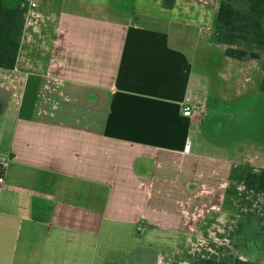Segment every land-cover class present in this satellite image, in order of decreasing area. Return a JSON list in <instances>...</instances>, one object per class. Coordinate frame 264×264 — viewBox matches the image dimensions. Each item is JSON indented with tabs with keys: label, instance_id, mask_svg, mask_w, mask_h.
I'll return each instance as SVG.
<instances>
[{
	"label": "crops",
	"instance_id": "1",
	"mask_svg": "<svg viewBox=\"0 0 264 264\" xmlns=\"http://www.w3.org/2000/svg\"><path fill=\"white\" fill-rule=\"evenodd\" d=\"M52 14L48 28L23 30L15 67L1 70L10 81H0V118L13 98L17 114L0 185V206L5 196L11 206L0 215L15 221L17 242L26 240L23 256L54 264L65 253L67 264H82L95 214L171 230L205 216L199 201L224 196L235 164L197 151L198 125L211 111L187 30L172 35L104 13ZM29 74L41 83L27 120L18 110Z\"/></svg>",
	"mask_w": 264,
	"mask_h": 264
},
{
	"label": "rangeland",
	"instance_id": "2",
	"mask_svg": "<svg viewBox=\"0 0 264 264\" xmlns=\"http://www.w3.org/2000/svg\"><path fill=\"white\" fill-rule=\"evenodd\" d=\"M34 1V14H39L38 18L42 19L34 23L33 17H27L24 29L32 33H37L33 29H39V24L42 29L49 27V19L45 17L51 18L54 15L52 12L99 16L104 13L123 21H134L140 25L167 30L172 35L187 30L185 36L192 51L190 57L194 70L207 86L205 97L207 107L211 111L205 123H198L199 130L197 127L193 129L195 132L199 131L197 151L206 157H219L221 160H228L235 165L243 164L253 170L264 169V91L259 89L264 53H260L256 58L242 60L226 58L222 54V48L218 47L213 38V18L219 0H180L177 6L172 8L159 5L158 0ZM199 25H202V28L198 33ZM22 44L25 46L26 43ZM1 70L0 81H10L8 76L5 79ZM16 106V100L13 98L0 118L1 157H7L5 149L10 138L9 132L15 124ZM229 108L233 112L232 115ZM237 187L238 190L243 188L239 185ZM245 194L246 200L240 205L242 210L264 217V193L248 191ZM213 196L204 202L198 200L200 204H205L206 210L208 209L206 215L202 217L203 213H200L198 221L195 217H190L182 230H171L172 227L163 225L149 228L141 221L123 224L103 220L95 214L93 246L83 257L82 264H140L139 258L142 259V254L145 253L142 246L145 245H152L154 251L158 250L159 257L153 264H188L186 256L199 253L209 254L208 256L215 254L219 257L239 255L244 259V255L231 246L229 238L236 228L237 219L240 218L239 212L223 207L224 196ZM11 200L15 208L23 207L20 196ZM175 201L177 200H171ZM10 206L6 196L3 197L0 211L9 209ZM170 207L177 211V206L171 204ZM18 213L26 215L23 211L18 210ZM14 222L0 215V264H40L35 259L29 260L27 255L23 256L22 250L28 248V245L23 247L26 240H23L22 234L18 242L15 239L18 233L13 228ZM139 245L142 246L138 247ZM66 257L65 253L60 254L54 264H67Z\"/></svg>",
	"mask_w": 264,
	"mask_h": 264
},
{
	"label": "trees",
	"instance_id": "3",
	"mask_svg": "<svg viewBox=\"0 0 264 264\" xmlns=\"http://www.w3.org/2000/svg\"><path fill=\"white\" fill-rule=\"evenodd\" d=\"M173 3L174 0H163V7L172 8ZM27 10L28 0H0V68L3 70L15 67ZM213 23L214 41L224 47L226 57L242 60L264 53V0H219ZM40 83V76H27L18 110L21 119H32ZM259 89L264 91V63ZM238 185L242 190L237 189ZM248 191L264 193V169L232 165L223 207L239 212L240 218H236V228L229 238L231 246L244 259L231 254L222 257L211 254L205 259L198 255L193 264H264V217L245 212L240 206Z\"/></svg>",
	"mask_w": 264,
	"mask_h": 264
},
{
	"label": "built area",
	"instance_id": "4",
	"mask_svg": "<svg viewBox=\"0 0 264 264\" xmlns=\"http://www.w3.org/2000/svg\"><path fill=\"white\" fill-rule=\"evenodd\" d=\"M35 6H36V3H35L34 0H28V10L26 12V19H27L28 16H31V17L34 18V21H33L34 23H36L37 21H39V19H41V18H38L39 14H37V15L34 14ZM26 19H25V21H26ZM194 112H195V110L192 107L188 106V105L185 106V108L183 110V113L186 116H190ZM186 144L187 145L185 146V149H186V151H189V148H190L189 147V144H190V140L189 139H187V143ZM8 161H9L8 156L7 157H5V156L1 157L0 156V185H2L4 183V171H5V167H6L7 163H8Z\"/></svg>",
	"mask_w": 264,
	"mask_h": 264
},
{
	"label": "flooded vegetation",
	"instance_id": "5",
	"mask_svg": "<svg viewBox=\"0 0 264 264\" xmlns=\"http://www.w3.org/2000/svg\"><path fill=\"white\" fill-rule=\"evenodd\" d=\"M144 248V249H142ZM142 248H140V250L142 249L145 253L142 254L143 258H139L141 260L140 264H153L154 262L157 261L158 257H159V253L158 250H153L152 245L150 246V248L146 247V246H142ZM139 249V248H138ZM146 250V251H145ZM200 256V259H205L208 258L209 256L206 255L205 253L202 254H196L195 256H190L187 255L186 259H188V264H193V262L196 260V256Z\"/></svg>",
	"mask_w": 264,
	"mask_h": 264
}]
</instances>
